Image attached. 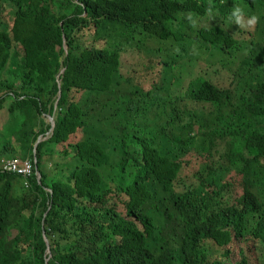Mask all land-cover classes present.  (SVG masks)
<instances>
[{
    "label": "trees",
    "instance_id": "1",
    "mask_svg": "<svg viewBox=\"0 0 264 264\" xmlns=\"http://www.w3.org/2000/svg\"><path fill=\"white\" fill-rule=\"evenodd\" d=\"M33 154L0 264H264V0H0V161Z\"/></svg>",
    "mask_w": 264,
    "mask_h": 264
},
{
    "label": "built area",
    "instance_id": "2",
    "mask_svg": "<svg viewBox=\"0 0 264 264\" xmlns=\"http://www.w3.org/2000/svg\"><path fill=\"white\" fill-rule=\"evenodd\" d=\"M35 158L31 159H18L8 158L0 161V171L3 173H10L20 176L23 179L25 187L28 186V180L32 176L36 177L34 169Z\"/></svg>",
    "mask_w": 264,
    "mask_h": 264
},
{
    "label": "rangeland",
    "instance_id": "3",
    "mask_svg": "<svg viewBox=\"0 0 264 264\" xmlns=\"http://www.w3.org/2000/svg\"><path fill=\"white\" fill-rule=\"evenodd\" d=\"M153 48H155V46H154V44H153V46H151V45H147L146 47H145V51H144V57H149V55H151V52H152V50H150V49H153ZM192 59V63H190L191 64V67L189 68V71H191V73H192V75H191V77H193L194 75H195V73L197 72V70L200 68V69H203L204 71L206 70V63L204 62V61H201L200 63L198 62V63H196V62H194V61H196L197 59H196V57H192L191 58ZM130 62V61H129ZM184 62H185V64H187V63H189V62H187L186 60H184ZM223 71H225L223 68L220 70V73H219V75L221 74V72H223ZM188 77V75H185V81H184V83L186 84L187 82H186V78ZM191 77H188L187 78V81L189 80V78H191ZM150 78V77H149ZM201 115H199L198 116V120L200 121V119H201ZM46 120H47V118H46ZM102 131H103V129H102ZM170 149L171 150H174L175 149V146H173V145H171L170 146Z\"/></svg>",
    "mask_w": 264,
    "mask_h": 264
},
{
    "label": "water",
    "instance_id": "4",
    "mask_svg": "<svg viewBox=\"0 0 264 264\" xmlns=\"http://www.w3.org/2000/svg\"><path fill=\"white\" fill-rule=\"evenodd\" d=\"M62 72H63V69L60 71V73H62ZM59 87H60V82H58V88H59ZM59 97H60V89H58V92H57V99H56V101H55V107H56V105H57V101H58ZM46 118H47V121H48V123H49V125H50V128H49L48 132L46 133V136L42 137V136L40 135V136L37 138V140H36L35 143H34L33 153H35V149H36L38 143L41 142L42 140L47 139V138L52 134V130H53V127H54V119H53L52 116H49V115H47ZM33 156H34V154H33ZM36 179H37V181L39 182L40 176H39V173H38V172L36 173ZM44 242H45V244H46V248H47L46 253H47V255H48L49 258H50V252H49V250H48V242H47V240L45 239V237H44ZM49 258L46 259L45 264H47Z\"/></svg>",
    "mask_w": 264,
    "mask_h": 264
},
{
    "label": "clouds",
    "instance_id": "5",
    "mask_svg": "<svg viewBox=\"0 0 264 264\" xmlns=\"http://www.w3.org/2000/svg\"><path fill=\"white\" fill-rule=\"evenodd\" d=\"M240 11L241 10L239 8H236V9H234V11L232 13V15L237 18V20L239 19ZM252 19H255V17H253Z\"/></svg>",
    "mask_w": 264,
    "mask_h": 264
},
{
    "label": "bare ground",
    "instance_id": "6",
    "mask_svg": "<svg viewBox=\"0 0 264 264\" xmlns=\"http://www.w3.org/2000/svg\"><path fill=\"white\" fill-rule=\"evenodd\" d=\"M211 2V1H210ZM246 2V1H245ZM135 9V8H134ZM161 17V16H160ZM253 17V16H252ZM119 18V17H118ZM182 18V17H181ZM217 18V17H216ZM245 18V17H244ZM150 19V18H149ZM152 21V20H151ZM219 21V20H218ZM235 22V21H234ZM123 23V22H122ZM216 23V21H215ZM236 24V23H235ZM122 25V24H121ZM127 25V24H126ZM222 25V24H221ZM2 26V25H1ZM134 26V25H133ZM259 27V26H258ZM233 30V29H232ZM122 35V34H121ZM131 37V36H130ZM127 39V38H126ZM129 39V38H128ZM133 86V85H132ZM115 105V104H114ZM120 116V115H119ZM122 118V117H121ZM118 119V118H117ZM124 119V118H123ZM122 126V125H121ZM124 127V126H123ZM113 130V129H112ZM215 141V140H214ZM157 144V143H156ZM159 144H163V143H159ZM149 146V145H148ZM173 166V165H172ZM176 174V173H175ZM224 176V175H223ZM178 178V177H177ZM121 181V180H120ZM145 182V181H144ZM150 184V183H149ZM150 186V185H149ZM152 214V213H151ZM156 222V221H155Z\"/></svg>",
    "mask_w": 264,
    "mask_h": 264
}]
</instances>
